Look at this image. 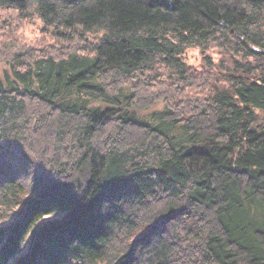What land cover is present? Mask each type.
I'll list each match as a JSON object with an SVG mask.
<instances>
[{"label":"trees","instance_id":"16d2710c","mask_svg":"<svg viewBox=\"0 0 264 264\" xmlns=\"http://www.w3.org/2000/svg\"><path fill=\"white\" fill-rule=\"evenodd\" d=\"M0 9L67 47L0 42V264H264V0ZM217 41L210 87L184 53Z\"/></svg>","mask_w":264,"mask_h":264},{"label":"rangeland","instance_id":"374dc122","mask_svg":"<svg viewBox=\"0 0 264 264\" xmlns=\"http://www.w3.org/2000/svg\"><path fill=\"white\" fill-rule=\"evenodd\" d=\"M95 38L96 36H93V39ZM54 40L55 39L52 37L51 30H49V28H47L43 23H32L29 21L21 20L17 16L16 11L0 9V42H14L19 45L18 49L23 48L28 42H34L35 46H40L44 49L43 51H47V49H50L52 52H60V48L66 50V46H64L63 48V46L58 43L55 46ZM231 49L232 48H230V46H222V44L218 41L212 42L205 47L197 46L188 48L184 53V60L189 66L191 74L195 76L194 79H197L198 83L204 84V80H207L210 81L212 85L206 84V86L210 85V87H223L226 84V80L224 79L225 75L227 73L232 74L233 72H235L234 58L237 57V54L234 55V50ZM240 59L242 61L241 63L246 62L244 58L240 57ZM250 61L252 64H254L253 60ZM7 72H10V65L4 61H0L1 78H4V75ZM196 94H200L203 99L208 94V92L205 89L203 91L199 90L198 92H196ZM163 108L164 103L158 102L155 106L144 111H138L136 114L140 118L149 120L151 119V114L153 112L162 110ZM254 111L257 117L256 126H264V109H255ZM35 165L38 164L35 163ZM17 166L20 167L21 172L24 171V167L22 168L20 163ZM35 168L36 167H33L32 170H35ZM25 178L26 177H24V179ZM0 223H2V221H0Z\"/></svg>","mask_w":264,"mask_h":264}]
</instances>
